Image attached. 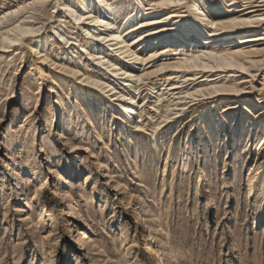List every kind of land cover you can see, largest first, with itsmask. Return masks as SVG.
Segmentation results:
<instances>
[{"label":"rangeland","instance_id":"obj_1","mask_svg":"<svg viewBox=\"0 0 264 264\" xmlns=\"http://www.w3.org/2000/svg\"><path fill=\"white\" fill-rule=\"evenodd\" d=\"M62 1L0 0V264H157L160 248L172 264H264V115L256 116L264 107V0H219L211 9L221 17L253 16L246 23L258 28L254 41L217 46L246 51L242 69L209 75L178 71L177 26L160 8L157 33L134 39L153 25L123 34L146 59L121 61L134 71L128 84L76 46L84 34L70 18L57 24ZM130 3H122L123 14ZM182 13L185 26L189 11ZM17 25L33 32L7 43ZM214 28L208 22L196 35ZM162 33L168 41L160 42ZM100 49L88 53L100 60ZM103 56L117 57L110 47ZM90 77L134 91L136 117L127 122L119 109L110 111ZM214 84L237 91L182 98ZM52 110L57 118L49 123ZM63 128L73 134L57 137ZM28 166L37 173L21 175ZM20 176L32 181H24L19 203ZM72 199L81 201L80 218L68 215ZM146 226H154L150 248ZM79 229L84 234L74 243Z\"/></svg>","mask_w":264,"mask_h":264},{"label":"bare ground","instance_id":"obj_2","mask_svg":"<svg viewBox=\"0 0 264 264\" xmlns=\"http://www.w3.org/2000/svg\"><path fill=\"white\" fill-rule=\"evenodd\" d=\"M43 1L44 0H31L32 3H42ZM129 1L131 2L129 5L130 9L128 12L123 14L122 11L124 9L122 7V3L124 2V0H75L74 3H72V0H63L62 2H60L62 13L57 16L58 25H60L63 17L66 16L71 19L76 28L81 29L84 34V38L82 41H79L76 46L78 48H82V50L86 52L85 54L91 56L94 61H98L108 68L113 67V74L115 75L117 80H120L121 84H128L134 75V71H128L121 65V61L123 59L129 58V61L134 65L140 61L143 62L146 60L140 57L141 55L137 51H134L129 47V40L126 39L127 37H123V34L128 33L129 31H135L136 29H140L141 27L153 25H155L156 27L151 30L140 32L137 36H135L134 39H136L137 37H139V39H144L151 34L153 35L154 33H157L161 28L160 24H163V21L161 20V18H163V15L158 16V13H161L160 8H166L169 11L167 17L173 14V26H177L174 30V43L176 45L175 50L178 51L182 47L183 51L182 57L179 58V61L177 63L178 71H186L191 73L193 71L201 70L202 72L208 73L209 75V73L212 72H226L231 68H243L242 59L244 58L243 55L246 54V51L241 48H229L227 51H222L218 49L217 46L219 45V43L232 42L236 38H238L239 44L254 41L252 40V37L254 36L253 34L257 30L258 26L256 25L255 27H253L255 24L252 22L248 24L246 23V21L251 19L253 16H218L217 14H214L211 9L216 5L217 2H220L219 0H192L186 5L187 8H185V6H178L181 4L182 0H155L154 3L151 4L152 7L150 8H145L147 5L146 2H148V0ZM175 3L177 4L176 6H170L171 4ZM187 11H189V15L187 16L189 18H186V25L184 26L181 25V22L185 17L182 12L185 13ZM239 20L240 22H238ZM208 22L209 24L215 25L214 29L208 30V33L210 35L205 36L204 33L196 35V31L200 30V28L205 26ZM232 23H234V25H231ZM32 32L33 30L28 26L17 25L7 32L5 36V38L7 39L6 42L15 43L22 40L26 35ZM62 32L63 31L60 27L55 28V34L57 36L61 37L63 35ZM159 37V39L161 40L160 42H166L169 38L167 33H162ZM82 42L83 46L81 44ZM96 44H99L101 48V52H99L101 56L100 60H96L94 58V56L97 55L96 52L90 51L88 53V51ZM107 47L111 48V52L116 53V58L107 59L106 61L103 53ZM42 77L43 75L41 74L40 78L42 79ZM89 80L94 86L102 90L106 100L109 99L111 101L109 103L111 109L110 111L119 109L120 113L122 114V118L127 122H131V120L136 117L139 103L134 91L130 90L128 92H125L122 89L115 87L111 83L101 81L96 77H90ZM234 91H237L235 87H227V85L225 86L222 84H214L210 86L197 87L192 91L186 92L182 98L185 100L188 99L190 102H194L200 97L214 96L216 94H223L225 92ZM179 105L184 107L186 105V102H181ZM56 114V110H52L50 113H47L45 121L49 123L56 121ZM261 115H264V107L256 111V116L259 117ZM192 116H194V114H192ZM204 121L206 123V127L208 128V131H214V129L212 128L213 124H211L212 122H210L211 120L208 123L206 119ZM216 126H218L217 128H219V124L216 123ZM59 132L62 133L57 137H62L64 139L73 134L66 128L61 129ZM50 148L51 146L47 145V149ZM261 151L262 147H259L258 153ZM37 171V169H33L32 167L29 168L28 166V168L26 167L21 170V175L26 176L31 172L37 173ZM75 173L76 171L70 172L71 175H74ZM259 173H261L260 168H256L255 175ZM255 175L253 176V179ZM17 179L18 183L16 193L18 196V201L20 203L23 202L24 181H32V176L24 177L23 179L20 176L17 177ZM253 185L254 183L252 181L250 192H252L251 190ZM71 201L72 203L68 212L69 217H82L83 211L81 201L78 199H72ZM143 204L144 200L140 199L136 203V208H140V206ZM22 211L24 212L25 210L22 209ZM145 228V236H147L148 242L150 241L148 243L150 248V233L154 229V226H146ZM78 231L79 233L74 237V243H77L78 241L80 243V235L84 234L81 229H79ZM166 252V248H160L159 250H157V264H172L171 259L169 255H166Z\"/></svg>","mask_w":264,"mask_h":264}]
</instances>
